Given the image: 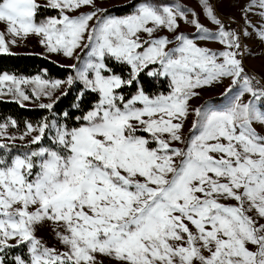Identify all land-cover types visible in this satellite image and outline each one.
Segmentation results:
<instances>
[{
  "label": "snow or ice",
  "instance_id": "obj_1",
  "mask_svg": "<svg viewBox=\"0 0 264 264\" xmlns=\"http://www.w3.org/2000/svg\"><path fill=\"white\" fill-rule=\"evenodd\" d=\"M199 2L218 30L210 33L193 13L200 34L193 37L179 31L191 11L180 3L141 0L135 11L113 17L98 15L95 0H0V53L29 34L67 57L91 46L92 59L67 83L82 80L99 94L82 117L85 123L56 129L52 148L0 156V264H103L98 256L114 264H264V133L255 126L264 128V111L254 106L264 101V86L246 74L241 33L226 29L211 0ZM82 6L93 10L69 14ZM41 9L59 15L38 21ZM254 9L258 23L248 18ZM241 15L264 41V0H248ZM161 29L173 34L174 47H168V36L155 35ZM208 39L218 40L223 50L200 46L199 40ZM109 56L130 66L127 79L108 67ZM155 64L159 68L147 75L169 78L170 91L150 96L137 84L125 100L119 90ZM224 78L242 84L229 106L193 109L199 134L186 150L173 147L172 141L182 140L195 89ZM0 81L17 85L8 91L24 100L29 97L20 84H37L33 91L50 95L46 89L63 83L7 74ZM232 91L229 86L225 94ZM246 93L252 99L244 102ZM8 126L0 124V134ZM26 128L27 135L36 133L30 143L38 144L49 124ZM226 199L236 204L221 202ZM46 220L64 229L56 231L64 250L36 236ZM20 246L27 247V258L15 255L10 262L9 250Z\"/></svg>",
  "mask_w": 264,
  "mask_h": 264
},
{
  "label": "rangeland",
  "instance_id": "obj_2",
  "mask_svg": "<svg viewBox=\"0 0 264 264\" xmlns=\"http://www.w3.org/2000/svg\"><path fill=\"white\" fill-rule=\"evenodd\" d=\"M131 0H95V5L97 8L101 10L100 14L106 15V16H124V15H114L111 13H105L104 10H107L108 8L115 6V5H122ZM41 2H46V0H41ZM141 2V1H140ZM152 2H157V0H152ZM159 2L163 3H180L190 9L191 11L188 13L187 19H181L180 22V28L179 31L183 32L185 35H190L193 37H198L200 34L198 30L195 28V26L191 23V20L193 18V13L199 14V21L202 25H204L206 28L209 29L210 33H215L218 30V26L215 25V23L207 16V13L203 11L202 6L199 2V0H159ZM248 3V0H213L211 2L213 9L221 20L227 21L231 24L235 25V28L228 29L236 32L241 33V47L239 49V52L241 54V57L243 58V65L246 70V74L251 75L255 77L256 80L260 82L261 86H264V41L260 40L259 37L255 35L253 30L251 28H248L245 24V18L241 15V8L244 7V5ZM138 5V4H137ZM136 5V6H137ZM136 8V7H135ZM135 8L133 11H135ZM93 9L90 6H82L79 10L70 12V15H78V14H85L91 12ZM258 10L254 9L253 12L249 15V19L253 23L260 22V18L258 15H256V12ZM96 21H92L90 23H95ZM3 25L0 24V30L3 29ZM155 35L157 36H168L170 40H172V43L168 47H174L175 46V39L171 32H169L167 29H161L158 33ZM143 38H147L146 34H142ZM6 40L11 39L6 35ZM43 39V37L35 35V34H29L25 38H17V41L15 44H9V52H30V53H39L41 55H45L59 64L63 63H71L73 62V57H67L62 52H50L48 47H46L44 44H42L40 41ZM200 46L208 47L209 49L213 51H219L223 50L224 45H222L218 40L215 39H208V40H199L198 41ZM85 43L87 41L85 40ZM86 48V51L80 61L78 62V56L79 53ZM77 53L76 60H74V64L76 65L75 70V77L77 76L78 70H83V68L86 66V64L89 62L90 59H92L90 53H91V46L84 47L83 45L80 48H77L74 52V54ZM72 64V63H71ZM65 66V65H64ZM70 67V66H69ZM159 68V65L156 64V66L152 67V70ZM89 78L93 77V73L89 72ZM13 76V75H10ZM15 77V76H14ZM40 77L41 80L49 81L50 83L54 80L46 79L42 76H36ZM164 77V76H162ZM17 79H26L28 81H32L35 77H16ZM69 77H67L68 79ZM169 79V78H168ZM78 81L82 82L85 86L84 81L77 79ZM67 81H62L63 83L56 87L55 89H46V91H50V95L48 94H42L39 91H33V89H38L40 86L34 83H27V84H20L18 87L21 91L25 93L29 97V99L24 100L22 97L18 95L15 91H8L9 88H16L17 85L12 84L11 81H0V98L3 99H10V100H17L24 106L29 107H41V105L44 104H54L55 101L63 95L69 85L67 86ZM229 86H232L233 91L231 93H226V89L229 88ZM242 88V84H233V81L230 78H224L222 81L213 83L211 86H204L195 89V91L198 93L197 96H194L192 99L189 100V114L183 121V128L181 130L182 132V140L181 141H172L173 147H178L181 149L187 148V146L190 144L191 140L199 134V129H194L193 124L198 120V117L196 116L193 109L195 108H202L203 110H224L226 107L229 106L230 102L232 101L235 93ZM28 90L33 94V96L30 95ZM252 99L250 94H245L242 97V100L244 102H247L248 100ZM139 107L140 105L137 104ZM254 106L258 110L264 111V101H255ZM44 122V121H42ZM8 123V127L3 130V133L0 134V144H15V145H21L26 146L23 149H21L20 153L18 155H23L25 153H29L31 151H38V149H31L29 145L33 144L30 143L33 136L36 135V133H32L31 135H27V128L24 130H19L17 128L16 123L13 125L11 122H4L0 124ZM39 123L32 124L33 127H36ZM54 134H51V139L55 141L56 138V129L60 126H65L64 124H58L57 122L53 121L51 124ZM255 126L257 127V130L264 133V128H261L259 122H255ZM23 137V138H22ZM165 139H168L167 135H164ZM151 147H155V143ZM48 148V147H43ZM217 155V154H213ZM179 160V158H177ZM35 171V169H34ZM221 202L226 204H232L235 205L236 201L226 199L222 200ZM252 214V213H250ZM261 223H264V220L260 221ZM189 227H192L191 224H189ZM64 229L54 223L53 221H44L41 226H39L36 230V236L42 240L47 246L54 247L58 250H64V246L60 243V241L56 237V231H63ZM249 247H252L249 245ZM99 260L103 261V264H114V261L110 260L107 257L104 256H98Z\"/></svg>",
  "mask_w": 264,
  "mask_h": 264
},
{
  "label": "trees",
  "instance_id": "obj_3",
  "mask_svg": "<svg viewBox=\"0 0 264 264\" xmlns=\"http://www.w3.org/2000/svg\"><path fill=\"white\" fill-rule=\"evenodd\" d=\"M141 0H131L122 5H115L108 8L105 13H111L114 15H127L133 12L136 5ZM213 2V0H211ZM57 10L53 9H41L37 20H43L45 17L58 16ZM220 19V18H219ZM226 29L235 28L234 24L221 20ZM86 51L84 48L78 56V62L82 58ZM241 55V54H240ZM105 63L113 71L127 79L131 71L130 66L116 61L113 57H106ZM155 65H150L139 76L137 82H134L132 86H125L119 91L125 96V100L130 99L137 90V84H142L144 90L150 96H154L160 93L167 94L170 91V80L167 77L162 76H149L147 73ZM2 74L13 75L15 77H33L42 76L46 79H65L67 77H75V70L72 67L64 66L56 62L55 60L41 54L30 52H9L0 53V76ZM105 74H108L107 72ZM31 96L33 94L28 90ZM99 94L86 88L84 84L75 79L67 88L66 92L61 95L53 104L52 108L43 107H27L22 105L17 100L0 98V123L15 121L19 130H24L27 124H36L42 121H46L49 124V128L46 129L43 138L38 144H31V149H38L40 147L52 148L55 141L51 139V134H54V130L51 127L52 122L55 121L58 124H64L68 128L79 127L85 121L82 117L98 103ZM262 102V101H261ZM66 114V115H65ZM80 117L81 119H77ZM140 135H146L141 132ZM8 147L0 148V156L11 157L18 155L26 146H19L15 144H6ZM151 144L150 146H153ZM36 171V169H35ZM15 255H21L27 258V247L20 246L15 249L9 250V261Z\"/></svg>",
  "mask_w": 264,
  "mask_h": 264
},
{
  "label": "crops",
  "instance_id": "obj_4",
  "mask_svg": "<svg viewBox=\"0 0 264 264\" xmlns=\"http://www.w3.org/2000/svg\"><path fill=\"white\" fill-rule=\"evenodd\" d=\"M16 53H18V52H16ZM39 54V53H38ZM77 53H75L74 54V57H73V62H71V63H63V64H61V65H65V66H71V65H73L74 64V60H76V57H77V55H76ZM4 74H2L1 76H3ZM8 75V74H7ZM33 77H36V76H33ZM26 78H30V77H26ZM56 80H59V81H66V80H68L67 78H65V79H56ZM56 80H54V81H56ZM69 83H67L66 84V86L68 85ZM27 107H29V106H27Z\"/></svg>",
  "mask_w": 264,
  "mask_h": 264
}]
</instances>
